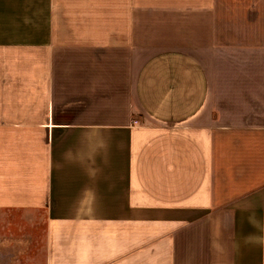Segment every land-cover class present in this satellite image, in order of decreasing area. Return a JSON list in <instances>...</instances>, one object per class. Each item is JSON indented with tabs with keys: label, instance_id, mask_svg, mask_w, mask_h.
<instances>
[{
	"label": "crops",
	"instance_id": "1",
	"mask_svg": "<svg viewBox=\"0 0 264 264\" xmlns=\"http://www.w3.org/2000/svg\"><path fill=\"white\" fill-rule=\"evenodd\" d=\"M23 211L43 264H264V0H0Z\"/></svg>",
	"mask_w": 264,
	"mask_h": 264
},
{
	"label": "rangeland",
	"instance_id": "2",
	"mask_svg": "<svg viewBox=\"0 0 264 264\" xmlns=\"http://www.w3.org/2000/svg\"><path fill=\"white\" fill-rule=\"evenodd\" d=\"M44 233L45 217L41 212H0V261L11 259L9 254L6 258L3 255L10 253L13 245L16 253L20 248L23 251V264H43Z\"/></svg>",
	"mask_w": 264,
	"mask_h": 264
}]
</instances>
